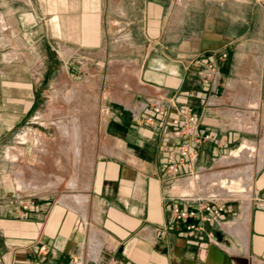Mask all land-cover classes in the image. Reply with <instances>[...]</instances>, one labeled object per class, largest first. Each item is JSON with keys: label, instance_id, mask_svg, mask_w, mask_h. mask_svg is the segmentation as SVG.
Returning <instances> with one entry per match:
<instances>
[{"label": "crops", "instance_id": "obj_1", "mask_svg": "<svg viewBox=\"0 0 264 264\" xmlns=\"http://www.w3.org/2000/svg\"><path fill=\"white\" fill-rule=\"evenodd\" d=\"M20 1L29 12L0 11V157L59 69L94 89L98 123L83 129L84 111L74 112L80 136H91L79 143V162L92 147L83 183L74 173L29 194L0 191V264H264V0ZM244 141L262 155L249 202L189 232L171 221L174 206L199 204L175 185L230 169ZM61 150L73 156L69 140ZM66 180L61 195L49 190ZM240 219L245 238L226 227Z\"/></svg>", "mask_w": 264, "mask_h": 264}, {"label": "rangeland", "instance_id": "obj_2", "mask_svg": "<svg viewBox=\"0 0 264 264\" xmlns=\"http://www.w3.org/2000/svg\"><path fill=\"white\" fill-rule=\"evenodd\" d=\"M22 3L23 2L20 0H0V11L2 13H6L7 15H19L21 12H29V6ZM78 80L79 79H75V77H73V80H69V82H67L66 73L64 74L62 69H59V71H57L55 74V79L53 80L54 82L51 84L52 87L47 88L45 91L47 96L44 97L37 111L33 113L26 120V122L24 121L23 125H21L13 134L10 142L8 143L7 150L2 152L0 157L1 192H9L13 195L15 193L29 194L34 191V186L37 184H42L45 187H48V179L58 175L64 176L66 179H68L71 175L77 173V181H79V183H83L84 180L88 178L90 175L89 165L92 147L90 144L87 145L88 147L86 146V154L84 158L80 160L78 166L74 167L72 153L70 151L66 153V150L65 152H62L61 150L62 144L65 145L68 140L62 139L60 130L58 129L56 123L53 122L56 121L57 118L65 115H70L69 117L72 118L74 117V112L77 111L78 108H81L84 111L81 117L82 120L80 119V123L82 121L81 126L83 129H90L89 127L92 125V123H98V113L96 111L97 108L94 106V89L89 87V83H86L88 87L85 88L86 91L83 92L82 90L84 84H79ZM73 93L81 95L82 100H86L85 103L80 101L79 103L74 98L70 102L64 99L65 96H72ZM85 104L87 106L86 109L84 107ZM23 132L27 133L25 138L26 142L20 143L18 142L16 133L21 134ZM82 137L84 143L85 137L86 139H90L91 136L88 133L86 136L83 135ZM248 144L256 146L254 143ZM244 150L240 153L242 159L240 156H233L231 153V155L227 158H229V160H231V162L234 164L231 165V168L229 166H226V168H242L243 166H246L248 163H250L249 160L251 157L248 155L249 151L247 149ZM84 153L85 152L83 151V154ZM62 154L65 156L63 158L66 162V167L64 169H59L62 165V158L60 156ZM237 158H240V162H235L237 161ZM222 159L223 158L220 160ZM68 160H70L71 164L68 163ZM57 161H60V163ZM36 173H38V175ZM203 173L204 172L196 173L198 181H201V175H203ZM215 179L216 178H214V180ZM66 183L67 180L58 187L51 186L49 190L54 191L55 193L58 192V194L61 195ZM197 185L198 189L196 188L195 190H198L199 192L196 194L194 191L195 194L193 197L198 199V201H202L205 198L214 197L221 202H226V204L232 203L240 205L242 204V201L246 200L240 196L234 195L233 193H226L223 196L216 195L218 194L216 193L217 191L207 188L204 189L200 195L199 189H202L203 187L200 185V182H198ZM24 186H26V188ZM183 193L186 194L185 192ZM247 200L249 202L250 199Z\"/></svg>", "mask_w": 264, "mask_h": 264}, {"label": "bare ground", "instance_id": "obj_3", "mask_svg": "<svg viewBox=\"0 0 264 264\" xmlns=\"http://www.w3.org/2000/svg\"><path fill=\"white\" fill-rule=\"evenodd\" d=\"M70 101H72V100H70ZM76 108H78V107H76ZM79 118H81V116ZM76 121H77L76 117L68 118V116L67 117H60V118H57L56 121H53V122L56 123L58 129L60 130L62 139L65 140V138H66V140H69L70 143L73 145L74 150H73V156L72 157H73V161H74L75 165L78 164L79 159H80L81 154H82L81 153V144H79L82 141V137L80 136L81 133L79 134V131L81 130V127H79L80 125H78L77 124L78 122L76 123ZM81 123H82V121H81ZM95 127H96V125H95ZM96 134H97V132H96ZM95 136H97V135H95ZM94 139H95V137H94ZM88 140H89V138H88ZM244 149H247L249 151L248 155L251 157L250 160L248 159L250 161V163H248L246 166H243L242 168H236V169L232 168V169H227V170H223V171H220V172H216L213 175V177L210 178V179L204 178L203 175H201L202 176L201 181H198L196 177L187 179L184 182V184H183L181 192H185L186 194H189V193L195 191V189L198 186L197 185L198 182H200V185L203 187L202 189H199L200 191H204V189L207 188V189H212V190L217 191L216 193H218V194H216V195L223 196L226 193H228V194L229 193H233L234 195L240 196L243 199H246V200L250 199L251 198V191L253 190V185L252 184H253V175H254L253 173H254V168H255V165H254L253 162H254V160H258L259 156L261 155V149L258 148L257 146L249 145L247 142L244 141L243 145L240 148H238V149L234 150V152H232V155L233 156H240V153ZM240 158H241V156H240ZM239 159L237 158V161H235V162H240ZM57 162L60 163V161H57ZM230 163L234 164L233 162H230ZM230 168H231V166H230ZM214 178H216V179L214 180ZM62 179L63 178L58 177V178H55V180L52 179L51 182H54V184L56 185ZM69 181H70V183H69L68 187L70 189H75L76 183H75V180H74V176L71 177V180H69ZM200 195H201V193H200ZM73 198H74L75 202H77L81 206L85 205V203L88 201L87 196H84V195L80 196V195H77L76 193L73 194ZM67 199H69V198H67ZM248 205L249 204H247V206ZM242 219H243V217H242ZM242 219H240L239 221L234 222V223H227L226 227H227V229L230 232H241L242 233L241 235L243 236V238H245L247 226H245L244 220H242Z\"/></svg>", "mask_w": 264, "mask_h": 264}, {"label": "built area", "instance_id": "obj_4", "mask_svg": "<svg viewBox=\"0 0 264 264\" xmlns=\"http://www.w3.org/2000/svg\"><path fill=\"white\" fill-rule=\"evenodd\" d=\"M227 55L228 53L225 51L222 52L221 57L225 58L227 57ZM207 68L209 70H213L214 64L211 62L207 63ZM156 110L161 111L159 106H156ZM192 111L193 110L191 106H186L181 110L182 114L184 115L183 122L185 126L189 127L188 133L195 135V128L197 127V117ZM26 134V132H23L21 134L17 133L16 137L18 139V142L25 143ZM242 145L243 144L239 145L234 150L240 148ZM234 150L232 152H234ZM187 153L188 150L184 147L182 149V155H185ZM170 171L173 174H176L178 172V167L175 164H171ZM196 173L197 172L187 175V179L194 177L197 178ZM175 189L179 192V195L182 199L198 201V199H195L193 197L194 191L189 194H184L183 192H181L182 187L177 184L175 185ZM226 205V202H221L214 197L205 198L202 201H199L197 207L191 209H183L180 206L176 205L172 209L173 216L171 218V221L182 222L186 232H189L193 229L204 228L205 223L219 220V215L226 209ZM163 233H165V231H163ZM71 264H76V262H71Z\"/></svg>", "mask_w": 264, "mask_h": 264}]
</instances>
